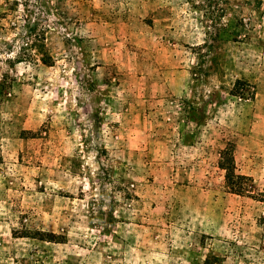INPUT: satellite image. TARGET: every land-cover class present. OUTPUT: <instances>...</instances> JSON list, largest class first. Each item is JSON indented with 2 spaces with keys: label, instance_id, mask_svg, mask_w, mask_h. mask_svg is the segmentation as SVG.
<instances>
[{
  "label": "rangeland",
  "instance_id": "374dc122",
  "mask_svg": "<svg viewBox=\"0 0 264 264\" xmlns=\"http://www.w3.org/2000/svg\"><path fill=\"white\" fill-rule=\"evenodd\" d=\"M263 197L264 0H0V264H264Z\"/></svg>",
  "mask_w": 264,
  "mask_h": 264
},
{
  "label": "trees",
  "instance_id": "16d2710c",
  "mask_svg": "<svg viewBox=\"0 0 264 264\" xmlns=\"http://www.w3.org/2000/svg\"><path fill=\"white\" fill-rule=\"evenodd\" d=\"M236 85H237V81L235 82L232 90L230 91L232 95L237 94L235 90ZM186 117L189 121H193V119H191L193 118V115L191 114L190 111H188V114ZM197 118H200V116H197ZM220 158L221 159L219 162V166L221 169L224 170V182H225L226 188H228L230 192H235V193L244 192L247 186L246 180H248V177L235 173V166L233 163L231 149L226 148L222 150L220 154ZM259 200L264 202V197Z\"/></svg>",
  "mask_w": 264,
  "mask_h": 264
}]
</instances>
